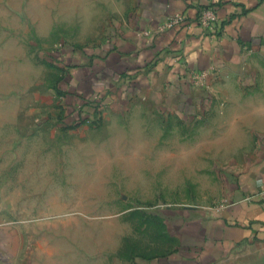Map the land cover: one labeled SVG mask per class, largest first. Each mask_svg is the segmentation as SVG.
Returning a JSON list of instances; mask_svg holds the SVG:
<instances>
[{"label": "rangeland", "instance_id": "374dc122", "mask_svg": "<svg viewBox=\"0 0 264 264\" xmlns=\"http://www.w3.org/2000/svg\"><path fill=\"white\" fill-rule=\"evenodd\" d=\"M131 4H0V231L23 230L19 264H193L181 223H212L225 203L237 132L213 106H106L69 82L81 63L65 50H94ZM5 248L0 264H15Z\"/></svg>", "mask_w": 264, "mask_h": 264}, {"label": "crops", "instance_id": "0c3cea01", "mask_svg": "<svg viewBox=\"0 0 264 264\" xmlns=\"http://www.w3.org/2000/svg\"><path fill=\"white\" fill-rule=\"evenodd\" d=\"M208 6L218 14L212 33L197 20ZM178 12L186 21L164 28ZM65 52L67 61L81 63L69 82L104 90L106 106L124 95L157 105L170 100L180 112L214 107L224 128L237 132L238 166L212 223L203 217L183 221L179 242L193 249L187 256L193 264H264V0H134L94 50ZM195 73L203 77L196 81ZM23 234L18 227L0 231V256L10 244L19 264L17 257L29 248L20 243Z\"/></svg>", "mask_w": 264, "mask_h": 264}, {"label": "built area", "instance_id": "2783aa9c", "mask_svg": "<svg viewBox=\"0 0 264 264\" xmlns=\"http://www.w3.org/2000/svg\"><path fill=\"white\" fill-rule=\"evenodd\" d=\"M187 17L184 13L178 12L170 17L166 23L163 25L164 28L177 27L183 24L186 21ZM200 26L204 31L212 33L216 31V24L218 21L217 11L212 7L208 6L203 8L197 18ZM203 74L195 73L194 78L196 81H199Z\"/></svg>", "mask_w": 264, "mask_h": 264}]
</instances>
